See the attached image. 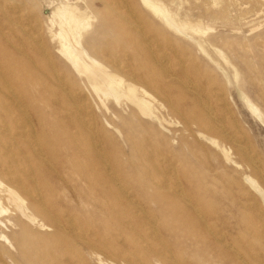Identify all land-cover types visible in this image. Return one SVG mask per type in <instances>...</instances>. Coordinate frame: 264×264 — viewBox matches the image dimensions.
Segmentation results:
<instances>
[{"label": "rangeland", "instance_id": "374dc122", "mask_svg": "<svg viewBox=\"0 0 264 264\" xmlns=\"http://www.w3.org/2000/svg\"><path fill=\"white\" fill-rule=\"evenodd\" d=\"M115 1L122 0H0V177L9 180L17 167L14 176L54 213L35 212L24 229L0 219V264H264V196L245 181L264 191V0H155L184 33L142 0ZM67 4L90 23L82 45L148 90L153 116L125 97H104L62 57L52 16ZM0 199L15 213L1 187Z\"/></svg>", "mask_w": 264, "mask_h": 264}, {"label": "bare ground", "instance_id": "6f19581e", "mask_svg": "<svg viewBox=\"0 0 264 264\" xmlns=\"http://www.w3.org/2000/svg\"><path fill=\"white\" fill-rule=\"evenodd\" d=\"M123 1V0H122ZM121 1V2H122ZM125 1H127V0H125ZM143 1V3H144V6H146V7H148L155 15H158V16H160V18H162L163 20H164V22H166L169 26H171V27H173V28H175V29H177L178 31H179V33L181 32V33H184V26L182 25V24H180V23H178V22H176L175 21V19L173 18V16L160 4V3H158L157 1H155V0H142ZM186 1V0H185ZM121 2H116L115 1V4L116 3H118V4H120ZM124 2V1H123ZM136 2V1H135ZM19 3H21V2H19ZM24 3V2H23ZM38 3V2H37ZM37 3L35 2V4L37 5ZM132 3H133V5H134V2L132 1ZM215 3V2H214ZM3 4V3H2ZM25 4V3H24ZM99 4V3H98ZM107 4V3H106ZM131 4V3H130ZM17 5V4H16ZM20 5V4H19ZM101 5V4H100ZM129 5V4H128ZM215 5V4H214ZM39 6V5H38ZM38 6H36L37 7V9H39L38 8ZM103 5H101V7H102ZM113 6H114V4H113ZM123 6V5H122ZM121 6V7H122ZM231 6V5H230ZM125 7V6H124ZM105 8V7H104ZM114 8H116V7H114ZM133 8V7H132ZM131 8V10H133ZM2 9V8H1ZM16 9V8H15ZM32 9V8H31ZM139 8H137V10H138ZM18 10V9H17ZM129 10V9H128ZM135 10V9H134ZM31 11H33V9L31 10ZM34 12V11H33ZM80 12V10L77 8V7H72V6H69L68 4L67 5H64V6H62V7H60V8H57V10H55L54 12H53V18H52V21L54 22V19L56 18V17H58V21H59V25L61 26V31L59 32V38H60V45H61V48H60V54L62 55V57L71 65V67L72 68H74V69H76V71H79L80 73H82V74H85L86 76H87V78L90 80V82L92 83V85H93V87H94V89H96V91H100L99 93H101V92H103V94H104V97H106V98H109V97H111V98H113V99H115L116 101H120V99L122 98V97H125V98H127V100H130L132 103H134L137 107H138V109H139V111L142 113V114H144V115H147V116H153V111H152V108H151V101L150 100H148V99H146L144 96L146 95V96H148L149 98H151V99H154V97H153V95L148 91V90H146L145 88H139V87H137L135 84H133V83H126V81H125V79L121 76V75H119V74H117V73H115V72H112L111 70H109L108 69V67L103 63V62H101L98 58H96L95 56H93V55H91L90 53H89V51L82 45V37H83V31H82V29H86V28H88L89 27V25H90V23H89V21H85V20H81L80 18H79V15H78V13ZM120 13H121V11H119ZM128 12H130V11H128ZM136 12V11H135ZM16 13V12H15ZM131 13V12H130ZM137 14V13H136ZM20 15V14H19ZM27 15H29V14H27ZM26 15V16H27ZM122 16V15H121ZM125 16V15H124ZM130 16H131V14H130ZM138 16V15H137ZM21 17V16H20ZM88 18V17H87ZM124 18H126V17H124ZM19 19V18H18ZM132 19H136V18H132ZM140 20H141V18H139ZM238 19V18H237ZM20 20V19H19ZM18 20V21H19ZM12 21V20H11ZM31 21V20H30ZM40 21V20H39ZM134 21V20H133ZM138 21V20H137ZM131 22H132V20H131ZM140 22V21H139ZM138 22V23H139ZM15 23H17L16 21H15ZM125 23V22H124ZM138 23H136L137 25H138ZM31 24V23H30ZM41 24V23H40ZM27 25V24H26ZM52 25V24H51ZM196 25V24H195ZM198 25H200V23L198 24ZM127 26H129L128 24H127ZM140 26H143L142 24L140 25ZM33 27H36L37 28V26H33ZM22 28V27H21ZM133 28H135V27H133ZM143 28V27H142ZM12 29V28H11ZM25 29H26V27H25ZM29 29V28H28ZM40 29V28H39ZM137 30V29H136ZM194 30H195V28H194ZM12 31V30H11ZM29 31V30H28ZM25 32V31H24ZM30 32H31V29H30ZM140 32V31H139ZM27 33V32H26ZM33 33V32H32ZM143 33H144V31H143ZM146 33H147V31H146ZM27 34H29V33H27ZM33 35V34H32ZM56 36H58V35H56ZM185 36V35H184ZM187 36V35H186ZM35 37V36H34ZM150 37V36H149ZM191 38V37H190ZM36 39H39V37H36ZM54 39V38H53ZM141 39V38H140ZM146 39H147V37H146ZM39 41V40H38ZM52 41V40H51ZM141 42H143V40H141ZM147 42H149V41H147ZM46 44V43H45ZM44 44V45H45ZM48 44V43H47ZM124 46V45H123ZM122 46V47H123ZM146 46V44L144 45V47ZM148 46V45H147ZM146 46V47H147ZM239 46V45H238ZM145 47V48H146ZM149 47V46H148ZM199 47H202L201 45L199 46ZM17 48V47H16ZM17 49H20V47L19 48H17ZM147 49V48H146ZM160 49V48H159ZM152 50V49H151ZM49 51H51V50H49ZM49 51H47L48 52V54H50V52ZM158 51V50H157ZM160 51V50H159ZM20 52H23V49H22V51H20ZM173 52V51H172ZM43 53V52H42ZM45 54H46V52H45ZM177 54V53H176ZM205 54V53H204ZM47 55V54H46ZM116 55V54H115ZM114 55V56H115ZM154 55V54H153ZM166 55V54H165ZM28 56V55H27ZM162 56H163V54H162ZM164 57H166V56H164ZM87 59H88V61H87ZM160 59V58H159ZM169 59V58H168ZM127 60V59H126ZM162 60V59H161ZM180 60H181V58H180ZM224 60V59H223ZM156 61V60H155ZM109 62V61H108ZM118 62V61H117ZM160 62V61H159ZM166 62V61H165ZM49 62H48V60H47V64H48ZM162 63V62H161ZM116 64V63H115ZM163 65V64H162ZM118 66V65H117ZM111 68H112V66H110ZM120 68V67H119ZM121 69V68H120ZM1 70V69H0ZM122 70V69H121ZM55 71V70H54ZM151 71V70H150ZM123 72V71H122ZM166 72H167V70H166ZM180 72V71H179ZM57 73V72H56ZM153 73V72H152ZM57 75V74H56ZM154 75V74H153ZM171 75V74H170ZM53 76H54V74H53ZM64 76V75H63ZM62 76V77H63ZM138 76H140V75H138ZM131 77V76H130ZM0 78H2V76L0 77ZM58 78V77H57ZM68 78V77H67ZM3 79V78H2ZM53 79V78H52ZM55 79V78H54ZM63 79V78H62ZM56 81H57V79H55ZM60 80V79H59ZM58 80V81H59ZM68 80H69V78H68ZM155 80V79H154ZM159 80V79H158ZM53 81V80H52ZM162 81V80H161ZM182 81V80H181ZM5 82V81H4ZM184 82V81H183ZM182 82V83H183ZM10 83V82H9ZM56 83V82H55ZM61 83V82H60ZM142 83V82H141ZM186 83V82H185ZM185 83H183V84H185ZM190 83V82H189ZM62 84V83H61ZM145 84V83H144ZM186 84H188V83H186ZM68 85V84H67ZM197 85H199V84H197ZM196 85V86H197ZM8 86V85H7ZM60 86H62V85H60ZM171 86V85H170ZM175 87H177V86H175ZM191 87V86H190ZM195 87V86H194ZM199 87V86H198ZM68 88V87H67ZM158 88V87H157ZM171 88H173V87H171ZM170 88V89H171ZM189 88V87H188ZM195 88H197V87H195ZM213 88V87H212ZM264 88V87H263ZM1 89V88H0ZM160 89H162L161 87H160ZM169 89V88H168ZM200 89V88H199ZM2 90V89H1ZM57 90V89H56ZM66 90V89H65ZM74 89H72L71 91H73ZM154 90V89H153ZM196 90V89H195ZM13 89H12V91L11 92H9L8 93V91L6 92V95L9 97H11V99H13L12 97H14L13 95H14V93H13ZM70 91V92H71ZM139 91H141V95L139 94ZM51 92V91H50ZM54 92V91H53ZM56 92V91H55ZM67 92H69V91H67ZM85 92V91H84ZM4 93V92H3ZM88 93V92H87ZM52 94V93H51ZM64 94V93H63ZM65 94H67V93H65ZM77 94V93H76ZM78 96L77 97H79V95L80 94H77ZM144 95V96H143ZM199 95V94H198ZM221 95V94H220ZM16 96V95H15ZM56 96V95H55ZM71 96H72V94H71ZM76 96V95H75ZM74 96V97H75ZM88 97L90 96L89 94L87 95ZM158 96V95H157ZM223 96V95H222ZM205 97H207V96H205ZM73 98V97H72ZM81 99H83V97H80ZM79 98V99H80ZM224 98V97H223ZM245 98H246V103L248 104V106H249V108H250V110L258 117V118H261V119H263V113H262V111H261V109L254 103V102H252V100L248 97V96H246L245 95ZM15 99H17V98H15ZM20 99V98H19ZM89 99H91L90 97H89ZM1 100H2V98H1ZM18 100V99H17ZM70 100H72V99H70ZM70 100H68V101H70ZM78 100V99H77ZM86 100V99H85ZM166 100V99H165ZM195 100V99H194ZM20 101H22V100H20ZM56 101V100H55ZM81 101H83V100H81ZM81 101H79V102H81ZM206 101V100H205ZM19 102V101H18ZM76 102H78V101H76ZM79 102L77 103V104H79ZM83 102H85V101H83ZM198 102H199V100H198ZM202 102H204V101H202ZM12 103H14V101H12ZM20 103V102H19ZM91 103V102H90ZM200 103V102H199ZM198 103V104H199ZM205 104H206V102H204ZM203 103V104H204ZM23 104H25L24 102H23ZM201 104V103H200ZM208 104V103H207ZM5 105V104H4ZM13 105V104H12ZM16 105H17V103H16ZM73 105H75V104H73ZM90 106H91V104H89ZM217 105V104H216ZM216 105H215V108H216ZM3 106V105H2ZM6 106V105H5ZM15 106V105H14ZM21 106V105H20ZM24 106H26V105H24ZM72 106V105H71ZM209 106H210V104H209ZM92 107V106H91ZM96 107V106H95ZM16 108V107H15ZM27 108V107H26ZM48 108V107H47ZM73 108V107H72ZM175 109H176V107H174ZM66 109V108H65ZM82 109H83V107H82ZM97 109V108H96ZM212 109V108H211ZM24 110V109H23ZM208 110V109H207ZM218 110V109H217ZM179 111V110H178ZM209 111V110H208ZM213 111V110H212ZM229 111V110H228ZM9 112H10V110H9ZM23 112V111H22ZM26 112V111H25ZM75 112V111H74ZM81 112V111H80ZM85 112H86V110H85ZM92 112V111H91ZM90 112V113H91ZM219 112V111H218ZM84 113V112H83ZM82 113V114H83ZM89 113V112H88ZM180 113V112H179ZM184 113H187V112H184ZM212 113V112H211ZM70 114H72V112L70 113ZM79 114V113H78ZM84 114H86V113H84ZM94 114V113H93ZM220 114H222V113H220ZM224 114V113H223ZM69 115V114H68ZM76 115V114H75ZM182 115V114H181ZM1 116V115H0ZM36 116H40V115H38V114H36ZM79 116H81V115H79ZM90 116V115H89ZM93 116V115H92ZM83 117V116H82ZM195 117V116H194ZM215 117V116H214ZM21 118V117H20ZM19 118V119H20ZM37 118V117H36ZM92 118V117H91ZM24 119V118H23ZM26 120H27V118H25ZM39 119V118H38ZM94 119V118H93ZM220 119V118H219ZM218 119V120H219ZM223 119V118H222ZM72 120V119H71ZM70 120V121H71ZM89 121H90V119H88ZM180 120H182V119H180ZM17 121V120H16ZM36 121V120H35ZM81 121V120H80ZM89 121H88V123H89ZM94 121V120H93ZM191 121V120H190ZM190 121H188V122H190ZM217 121V120H216ZM220 121V120H219ZM224 121V120H223ZM28 122V121H27ZM218 122V121H217ZM23 123L25 124V122L23 121ZM72 123V122H71ZM92 123V122H91ZM94 123V122H93ZM105 123H106V121H105ZM191 123V122H190ZM193 123V122H192ZM222 123V122H221ZM17 124V123H16ZM30 124H32L31 122L30 123H28V125H30ZM87 124V123H86ZM95 124V123H94ZM220 124V123H219ZM40 124H38V126H39ZM90 125V124H89ZM93 125V124H92ZM92 125H90V126H92ZM161 125V124H160ZM237 125V124H236ZM20 126V125H19ZM22 126H23V124H22ZM31 126V125H30ZM33 126V125H32ZM41 126H42V124H41ZM45 126V125H44ZM85 126V125H84ZM100 126H102V125H100ZM223 126V125H222ZM43 127V126H42ZM41 127V129H40V131L41 130H44L43 128ZM94 127V126H93ZM92 127V128H93ZM187 127V126H186ZM29 128V127H28ZM31 128V127H30ZM34 128V127H33ZM40 128V127H39ZM91 128V127H90ZM214 128V127H213ZM28 130V129H27ZM103 130V129H102ZM168 130V129H167ZM189 130V129H188ZM219 130V129H218ZM30 131H35V130H31L30 129ZM45 131V130H44ZM44 131H42V132H44ZM208 131V130H207ZM223 131V130H222ZM221 131V132H222ZM4 132H6V131H4ZM25 131H23V133H24ZM29 132V131H28ZM32 132H29L30 134L32 133ZM226 132V131H225ZM1 134L3 133V132H0ZM20 133V132H19ZM34 133V132H33ZM4 134H6V133H4ZM35 134V133H34ZM42 134H45V133H42ZM227 134H229V133H227ZM8 135V134H7ZM13 135V134H12ZM17 135V134H16ZM15 135V136H16ZM37 135V134H36ZM9 136V135H8ZM18 136V135H17ZM20 136H21V134H20ZM94 137V136H93ZM233 137V136H232ZM43 138V137H42ZM73 138V137H72ZM89 138H91V137H89ZM88 138V139H89ZM11 139V138H10ZM10 139H9V141H10ZM37 139V138H36ZM235 139H236V137H235ZM241 139H243V138H241ZM14 139H12V141H13ZM29 140H30V138H29ZM92 140V139H91ZM210 140V139H209ZM1 141V140H0ZM6 141V140H5ZM30 141H32V140H30ZM44 141V140H43ZM211 141L212 142H214L215 144H216V146L217 147H219V148H221V150H222V153H224V155L226 156V158H227V160H229L230 162H232V163H234L235 165H238V166H240V164H238V163H236V161L233 159V156H232V154H231V149H229V148H227L225 145H221L220 143H218V141L216 140V139H212L211 138ZM234 141V140H233ZM243 141V140H242ZM6 142H8V141H6ZM14 142V141H13ZM33 142H36V141H33ZM238 142H240V141H238ZM244 142V141H243ZM246 142V141H245ZM11 143V142H10ZM38 143V142H37ZM91 143H92V141H91ZM235 143V142H234ZM249 143V142H248ZM31 144V143H30ZM243 144H245V143H243ZM23 145V144H22ZM39 145V144H38ZM97 145V144H96ZM10 146V145H9ZM12 146H15V145H12ZM244 146H246V144L244 145ZM8 147V146H7ZM6 147V148H7ZM35 147V146H34ZM96 147V146H95ZM98 147V146H97ZM99 147H100V144H99ZM247 147V146H246ZM15 148V147H14ZM16 148H17V146H16ZM27 148V147H26ZM41 148V147H40ZM8 149H11V147H9ZM13 149V148H12ZM23 149H25V148H22V150ZM240 149V148H239ZM247 149V148H246ZM242 150H244V149H242ZM8 151V150H7ZM6 151V153L5 154H8V153H10V152H7ZM13 151H16L15 149L13 150ZM245 151V150H244ZM247 151V150H246ZM4 152L5 151H3V154H4ZM18 152H19V150H18ZM18 152H16V153H18ZM38 152V151H37ZM36 152V153H37ZM40 152V151H39ZM15 153V152H14ZM21 153V152H20ZM104 153V152H103ZM162 154V153H161ZM245 154H246V152H245ZM18 155V154H17ZM40 155H41V153H40ZM44 155V154H43ZM42 155V156H43ZM100 155V154H99ZM19 156V155H18ZM24 156V155H23ZM41 156V157H42ZM248 156V155H247ZM250 156V155H249ZM46 157V156H45ZM16 158H17V156L15 157V155L13 156V153H12V155L10 154H8V156H7V158H6V161L7 162H9V164L11 163V165L13 164V165H15V163L16 162H14L15 160H16ZM19 158V157H18ZM104 158V157H103ZM158 158V157H157ZM49 159V158H48ZM95 159V158H94ZM151 159V158H150ZM161 158H159V160H160ZM258 159V158H257ZM20 160V159H19ZM25 160V159H24ZM32 160H35V158H33ZM256 160V159H255ZM54 161V160H53ZM133 161V160H132ZM260 161V160H259ZM24 162H28V160H26V161H24ZM22 163V162H21ZM37 163H38V160H37ZM103 163V162H102ZM26 164V163H25ZM43 164V163H42ZM27 165V164H26ZM16 166H17V164H16ZM27 166H29V164L27 165ZM43 166H45V165H43ZM104 166H105V164H104ZM19 167V166H18ZM30 167V166H29ZM106 168H107V165L105 166ZM104 167V168H105ZM258 167V166H257ZM9 168V167H8ZM14 168H17V167H13V170L16 172V173H18V171H17V169H14ZM22 168H24V170H25V167H23V164H22ZM71 168V167H70ZM169 168V167H168ZM20 169H21V167H20ZM29 169V168H28ZM4 170H6V169H4ZM22 170V169H21ZM23 170V172H25ZM106 170V169H105ZM114 170V169H113ZM165 170V169H164ZM169 171V170H168ZM174 171V170H173ZM8 172V171H7ZM15 172H9V173H7L6 174V177H8V179L9 180H7L6 178V180H4V179H2L1 177H0V187L2 188V191L5 193V195H6V199H7V201L8 202H10V203H12V204H14V206H15V208H14V210H16L15 211V213H12V215H11V213L9 212V207H8V205H4L3 204V202H2V200L0 199V219H1V221H4V219H8V220H10V219H13L15 222H16V224L17 225H20V226H22L21 227V229H24L23 227H24V225H26V221L24 220V218H29L30 220H32V221H36V214H35V212H38V213H40L41 212V215L42 214H47V215H49V217L51 216H54V213L52 214L51 213V211H49L48 210V208L46 207V205L41 201V199H39V195L38 196H35V194H38V193H33L31 190H29V188L28 189H25V186L22 184V182H21V180H20V178L19 177H17L16 175L14 176V174L13 173H15ZM27 172H29L30 173V171H27ZM31 172H32V169H31ZM164 172V171H163ZM10 173H12V174H10ZM107 173V172H106ZM113 173H115V170L113 171ZM174 173V172H173ZM172 173V174H173ZM259 173V172H258ZM261 174V173H260ZM2 175V174H1ZM29 175V174H28ZM66 175V174H65ZM175 175V174H174ZM253 175V174H252ZM263 175V174H262ZM261 175V176H262ZM112 176V175H111ZM116 176V175H115ZM172 176V175H171ZM264 176V175H263ZM30 177H34L33 176V174L31 173L30 174ZM106 177V176H105ZM104 177V178H105ZM113 177H114V175H113ZM245 177V176H244ZM112 178V177H111ZM115 178V177H114ZM246 178H247V180H245V181H249L250 183H251V186H252V188L254 187L256 190H254V191H259V192H261V193H259V195H261V197L262 196H264V191L261 189V187L259 186V184L257 183V181L256 180H254L252 177H250V176H246ZM264 178V177H263ZM24 179V178H23ZM113 179V178H112ZM115 179H117V178H115ZM245 179V178H244ZM33 180H35V178H33ZM171 180H172V178H171ZM15 182V184L13 183V182ZM165 181H167V180H165ZM174 181H176V180H174ZM33 182V181H32ZM118 182V181H117ZM72 183V182H71ZM169 183V182H168ZM172 183H174V182H172ZM171 183V184H172ZM248 183V182H247ZM249 183V184H250ZM32 184V183H31ZM114 184H116V183H114ZM176 184V183H175ZM34 185H36L35 183H34ZM120 186H122V185H120ZM159 186H161V184L159 185ZM250 186V187H251ZM123 187V186H122ZM162 187V186H161ZM173 188V187H172ZM253 188V189H254ZM37 189H38V187H37ZM37 189H36V191H37ZM176 189H177V187H176ZM179 189V188H178ZM182 189V188H181ZM33 190H34V188H33ZM122 190V189H121ZM174 190V189H173ZM126 191H128V189L126 188ZM177 191V190H176ZM40 192V191H39ZM173 192V191H172ZM124 193H125V191H124ZM123 194V193H122ZM122 194H120V196L122 195ZM24 195H25V197H24ZM124 195H126V194H124ZM119 196V195H118ZM127 196V195H126ZM130 196V195H129ZM29 198L28 199V203L26 204V198ZM128 198H130V197H128ZM125 199H126V197H125ZM132 199H134V198H132ZM264 199V198H263ZM251 200V199H250ZM134 201V200H133ZM133 203H135V202H133ZM249 204H251V203H249ZM255 204V203H254ZM252 205V204H251ZM251 205H250V207H251ZM254 207V206H253ZM252 208V207H251ZM131 209H134V208H131ZM137 211V210H136ZM198 211H199V209H198ZM9 212V213H8ZM53 212H55V211H53ZM138 212H139V214H141L140 213V211L138 210ZM145 212V211H144ZM146 212H148V211H146ZM154 212V211H153ZM189 212H190V210H189ZM8 213V214H7ZM135 213V212H134ZM5 214H7L6 216H4ZM13 214H14V216H13ZM40 215V216H41ZM144 215V214H143ZM258 215H261V213H258ZM140 216V215H139ZM145 216V215H144ZM155 216V215H154ZM204 216V215H203ZM262 216V215H261ZM141 217H143V216H141ZM147 217H148V215H147ZM147 217L145 216V218L144 219H147ZM10 218V219H9ZM201 218V217H200ZM67 221H68V219L67 218H65ZM65 219H63L64 221H65ZM263 219V218H262ZM59 220V219H58ZM152 220V219H151ZM44 221V220H43ZM43 221H39V223H38V226L40 227V228H42V229H44L45 227H46V223L45 222H43ZM67 221H65V223L67 222ZM153 221H156L157 222V218H156V220H153ZM152 221V222H153ZM205 221V220H204ZM51 222V221H50ZM49 222V223H50ZM155 222V223H156ZM206 222V221H205ZM61 223V222H60ZM129 223H130V221H129ZM52 224V223H51ZM131 224V223H130ZM130 224H128V226H131ZM53 225H55V224H53ZM70 226V225H69ZM73 226V225H72ZM53 227V226H52ZM154 227V226H153ZM213 227V225H211V227H209V228H212ZM67 228H69V227H67ZM72 228V227H71ZM74 228V227H73ZM72 228V229H73ZM131 228H133L132 226H131ZM215 228V227H214ZM55 229V228H54ZM57 229V228H56ZM55 229V230H56ZM152 230H154L153 228H151ZM30 230V229H29ZM57 230H59V229H57ZM92 230V229H91ZM215 230V229H214ZM60 231V230H59ZM59 231H58V233H59ZM74 231V230H73ZM82 231V230H81ZM218 232H220L219 230H217ZM42 232V231H41ZM86 232V231H85ZM213 232V231H212ZM58 233H55V234H58ZM60 233L62 234V232L60 231ZM93 234H94V232H92ZM92 233H90V234H92ZM159 233V232H158ZM50 234H51V232H50ZM49 234V235H50ZM92 234V235H93ZM157 234V233H156ZM224 234V233H223ZM222 234V235H223ZM64 235V237H66L65 236V234H63ZM80 236H81V234H79ZM82 235H83V233H82ZM58 236V235H57ZM60 236H62V235H60ZM148 236H150V234L148 235ZM27 237V236H26ZM63 237V236H62ZM83 237V236H82ZM67 238V237H66ZM85 238V237H84ZM65 239V238H64ZM70 239V237L68 236V239L67 240H69ZM81 239V238H80ZM83 239V238H82ZM217 239V238H216ZM225 239V238H224ZM13 240V239H12ZM73 240V239H72ZM86 240V239H85ZM64 241V240H63ZM62 241V242H63ZM89 241V240H88ZM30 242V241H29ZM73 242V241H72ZM167 242V241H166ZM74 243V242H73ZM76 243V242H75ZM89 243H92V241H90ZM95 243H97V242H95ZM104 244H105V241L103 242ZM163 243V242H162ZM168 243V242H167ZM1 244V243H0ZM168 245H169V243H168ZM1 246V245H0ZM147 246V245H146ZM229 246H231V245H229ZM234 246V245H233ZM141 247H142V245H141ZM145 247V246H144ZM234 247H236V246H234ZM19 248V247H18ZM68 248V247H67ZM71 248V247H70ZM100 249V248H99ZM144 249V248H143ZM147 249H148V247H147ZM71 250V249H70ZM137 250H138V248H137ZM168 250V249H167ZM237 250V249H236ZM100 251V250H99ZM102 252H103V250H101ZM144 252H145V250H143ZM142 251V252H143ZM149 251V250H148ZM164 251V250H163ZM162 251V252H163ZM82 252V251H81ZM138 252V251H137ZM147 252V251H146ZM162 252L160 253V252H158V253H160V254H162ZM155 253V252H154ZM144 255V254H143ZM145 255H147L148 256V254H145ZM144 255V256H145ZM149 255H150V253H149ZM240 255V254H239ZM0 256H1V254H0ZM165 256V255H164ZM168 257H172L171 255L170 256H168ZM109 258V257H108ZM110 258L113 260V258L114 257H112V256H110ZM1 259H2V257H1ZM83 259V258H82ZM128 259V258H127ZM169 259V258H168ZM185 259V258H184ZM243 259V258H242ZM4 260V259H3ZM115 260V259H114ZM244 260V259H243ZM82 261V260H81ZM125 261H127L126 259H125ZM163 262L165 261V260H162ZM173 261V260H172ZM259 261V260H258ZM85 261H83V263H84ZM117 262V261H116ZM260 262H262V261H260ZM86 263V262H85ZM84 263V264H85ZM130 263V262H129ZM177 263V262H176ZM82 264V263H81ZM120 264V263H119Z\"/></svg>", "mask_w": 264, "mask_h": 264}]
</instances>
